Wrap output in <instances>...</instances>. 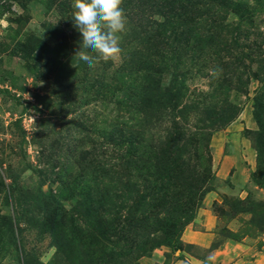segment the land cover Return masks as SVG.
Returning <instances> with one entry per match:
<instances>
[{"label": "rangeland", "instance_id": "rangeland-1", "mask_svg": "<svg viewBox=\"0 0 264 264\" xmlns=\"http://www.w3.org/2000/svg\"><path fill=\"white\" fill-rule=\"evenodd\" d=\"M124 1L121 62L89 68L75 56L81 36L72 0H0V264H41L52 249L51 264H193L227 241L244 240L248 259L264 246V0L241 2L243 18L220 14L217 27L233 41L213 42L201 54L160 47L169 52L161 74L125 61L127 52L136 62L157 50L128 36V17H160L148 4L134 10ZM182 4L185 28L194 29L195 10ZM145 76L180 98L169 105L168 93L149 92L142 104L118 108L122 83ZM116 128L129 133L125 177L114 171ZM137 155L154 157L150 165L162 169L212 158V191L201 206L217 221L208 249L180 240L148 257H117L114 212L142 205L129 193L147 194L150 178L140 173H152L139 170ZM198 211L191 229H201Z\"/></svg>", "mask_w": 264, "mask_h": 264}, {"label": "trees", "instance_id": "trees-1", "mask_svg": "<svg viewBox=\"0 0 264 264\" xmlns=\"http://www.w3.org/2000/svg\"><path fill=\"white\" fill-rule=\"evenodd\" d=\"M234 1L128 0L130 8L134 10L141 4H148L147 8L154 10V13L160 19H156L152 15L128 17L132 26L129 29L128 36L131 39L137 37L141 42L145 39V44L151 43L157 50L155 52H147L144 55L143 53L139 54L136 62L131 59L132 56L128 57L129 52H127L125 61L134 64V70L145 69L148 72H152V69L156 66H158V69L159 66L162 69V65L166 60L165 55L169 54V52L160 48L162 46L171 45L175 49L174 52L190 47L191 52L197 51V54H201L213 46V42L216 43L227 39L233 41L235 39L233 36L228 35V37L219 30L218 27L222 23H216V20L219 21L221 19L222 21L223 17H220L222 12L243 18V15L240 14L244 12V4L240 3L245 0ZM183 2H187V5L195 10V15L199 19V21L195 22L194 29L188 30L185 28L187 23H184L183 16L186 13L184 12L185 6L182 4ZM125 3L123 0V4ZM204 17L207 18V21H204ZM203 23L206 24L205 28L201 26ZM139 48L132 44L128 45V50L130 51ZM148 49L151 50L152 47ZM197 59H200V57H197ZM160 69L159 72L161 74ZM136 81L143 86L138 85L135 90H132V84ZM149 82L153 83V85L150 86ZM122 86V94L117 90L120 93V100L116 102L118 108L128 107V105H131L130 101L137 105L138 103L142 104L144 102L142 98L151 96L149 92L157 93L162 97H165L168 93L166 99L169 105L174 104L180 98L171 92H164L165 89L160 92V80L156 81L152 76L134 80L127 86L129 90H132L128 97V88L125 87L124 83H122ZM150 101L154 104L156 100L148 98V102ZM148 108H151L149 103L143 110L142 115L146 114V109ZM127 134L129 133L121 128L114 130V156L118 157L114 165V171L117 174H122V177L128 175V168L132 164L129 160V156L131 159L130 146L128 141L124 140ZM137 158L141 163L139 170H150V168L152 170V173L149 172L145 176L140 173L144 182H146L145 179L147 177L150 178L146 189L147 194L138 196L136 193L130 192L129 195L131 197L128 200L132 204L140 202L142 205L140 207L135 205L128 206L123 210L114 212V216H116L114 221L115 251L117 252V257L121 256V258L127 259L132 256L138 259L148 257L154 249L160 246L170 247L174 244H180V237L185 226L195 218L206 194L212 191L208 187L211 179V157H204L205 159L202 162L198 160L200 162L198 166L196 165L192 168L187 164V166H184L185 168L180 164H173L172 167L166 169L159 168L157 165H150V162L154 159L152 156L142 157L140 155ZM167 159H170V157H167ZM148 162L149 164H147ZM150 183L152 184L151 188ZM124 184L121 183V186L125 187ZM122 190L124 191V189ZM122 190L119 192L122 193ZM138 198L139 201L137 200ZM57 219L58 222H55L54 225L61 227L63 224L60 218ZM157 234H160V236H157Z\"/></svg>", "mask_w": 264, "mask_h": 264}, {"label": "clouds", "instance_id": "clouds-1", "mask_svg": "<svg viewBox=\"0 0 264 264\" xmlns=\"http://www.w3.org/2000/svg\"><path fill=\"white\" fill-rule=\"evenodd\" d=\"M122 3L123 0H72V21L81 36L75 56L89 68H96L101 62H121V35L127 30ZM55 251L44 253L41 264H51ZM212 261L209 255L202 264H212Z\"/></svg>", "mask_w": 264, "mask_h": 264}, {"label": "crops", "instance_id": "crops-1", "mask_svg": "<svg viewBox=\"0 0 264 264\" xmlns=\"http://www.w3.org/2000/svg\"><path fill=\"white\" fill-rule=\"evenodd\" d=\"M206 199L205 196L203 203ZM197 218L200 220L201 229L195 230L191 229L189 225L186 226L180 240L184 243L208 249L215 238L214 229L217 223L216 217L208 209L201 207L198 211ZM244 242V240L240 242L227 241L217 249L211 250L209 255L213 257L212 264H228L229 262H231V264H264V246L261 251H258L254 256L248 259L246 257L248 246L244 244ZM156 253L160 254V251L157 250L153 252L152 257L155 256ZM159 256L160 255H158V258ZM202 262L201 260L195 259L193 264H202Z\"/></svg>", "mask_w": 264, "mask_h": 264}]
</instances>
